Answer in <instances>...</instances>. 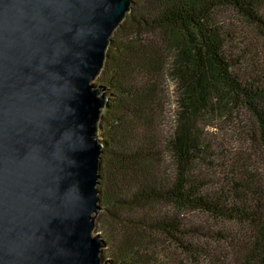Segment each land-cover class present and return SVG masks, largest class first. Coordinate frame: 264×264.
I'll return each mask as SVG.
<instances>
[{
    "label": "trees",
    "instance_id": "obj_1",
    "mask_svg": "<svg viewBox=\"0 0 264 264\" xmlns=\"http://www.w3.org/2000/svg\"><path fill=\"white\" fill-rule=\"evenodd\" d=\"M100 86L111 261L264 264V177L254 155L215 139L229 120L264 155V0H134Z\"/></svg>",
    "mask_w": 264,
    "mask_h": 264
},
{
    "label": "water",
    "instance_id": "obj_2",
    "mask_svg": "<svg viewBox=\"0 0 264 264\" xmlns=\"http://www.w3.org/2000/svg\"><path fill=\"white\" fill-rule=\"evenodd\" d=\"M134 0H0V264H111L101 76Z\"/></svg>",
    "mask_w": 264,
    "mask_h": 264
},
{
    "label": "rangeland",
    "instance_id": "obj_3",
    "mask_svg": "<svg viewBox=\"0 0 264 264\" xmlns=\"http://www.w3.org/2000/svg\"><path fill=\"white\" fill-rule=\"evenodd\" d=\"M224 20L229 24L231 23L232 26H239V27H243L244 29H245L244 26H248L246 22L242 21L243 19H241L238 15L229 11L226 12ZM95 83L100 86V77L96 80ZM222 126H223V130L219 134H217L218 136H215V139H218L219 143L222 145L220 147L221 150L228 149L229 151H235V152L242 151L247 153L248 156L251 154L254 155V157L256 158V163H255L256 168H258V171H260L261 176L264 177V155H262L260 151H258L254 147H250V145L248 146L246 144L243 135L240 133L243 127L241 125L238 126L229 120H225ZM102 134H103V130H100L101 140L103 136ZM205 171L213 180H216L215 174L211 172L212 171L211 169ZM103 212L104 210L102 209L97 216L96 228L94 233L99 234L106 243L105 233L104 231L101 230V221L103 219ZM193 220L195 221L196 224L201 223L203 226H211L213 229L215 228V226L219 225L217 224V221L215 219L209 218L204 214L193 215ZM102 256L105 260H110V263L114 264V262L111 261V259L109 258L107 245L105 248H103ZM175 259L178 264H182L181 261L186 262L181 256L177 257L175 255Z\"/></svg>",
    "mask_w": 264,
    "mask_h": 264
}]
</instances>
